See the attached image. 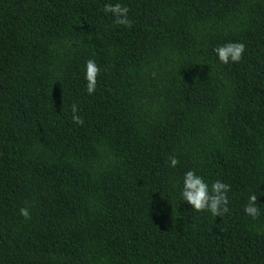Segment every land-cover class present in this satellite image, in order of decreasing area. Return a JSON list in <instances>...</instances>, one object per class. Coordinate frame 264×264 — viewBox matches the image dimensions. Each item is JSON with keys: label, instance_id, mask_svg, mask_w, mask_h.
Listing matches in <instances>:
<instances>
[{"label": "trees", "instance_id": "1", "mask_svg": "<svg viewBox=\"0 0 264 264\" xmlns=\"http://www.w3.org/2000/svg\"><path fill=\"white\" fill-rule=\"evenodd\" d=\"M0 264H264V0H0Z\"/></svg>", "mask_w": 264, "mask_h": 264}, {"label": "clouds", "instance_id": "2", "mask_svg": "<svg viewBox=\"0 0 264 264\" xmlns=\"http://www.w3.org/2000/svg\"><path fill=\"white\" fill-rule=\"evenodd\" d=\"M104 11L113 14L116 24L129 28L132 26V21L128 18L130 11L128 6L120 3L114 5L106 4ZM245 50V45L241 42H229L214 49L219 61L225 65L229 64V62L239 63L243 58ZM99 74L100 67L96 61L88 59L86 61L85 80L87 81L86 89L89 95L94 94L97 89V77ZM71 109L73 112V122L83 125V118L76 114L78 111L77 105L73 104ZM169 161L171 167H176L179 164V160L175 157H169ZM230 190V185L220 180L214 181L211 184V189H209V185L202 176L197 175L195 171L189 170L184 175L181 197L196 212L203 213L208 211L214 217H222L223 214L229 211V198L227 194ZM19 212L26 220L31 219L28 208H20ZM244 212L254 220L259 217L260 210L257 207V195L255 193L249 195Z\"/></svg>", "mask_w": 264, "mask_h": 264}]
</instances>
